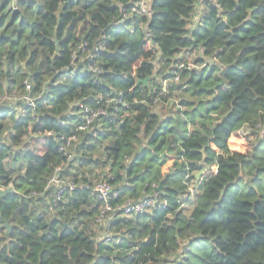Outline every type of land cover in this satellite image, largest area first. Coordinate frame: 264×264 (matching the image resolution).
Instances as JSON below:
<instances>
[{
    "label": "clouds",
    "instance_id": "1",
    "mask_svg": "<svg viewBox=\"0 0 264 264\" xmlns=\"http://www.w3.org/2000/svg\"><path fill=\"white\" fill-rule=\"evenodd\" d=\"M0 264H264V0H0Z\"/></svg>",
    "mask_w": 264,
    "mask_h": 264
}]
</instances>
